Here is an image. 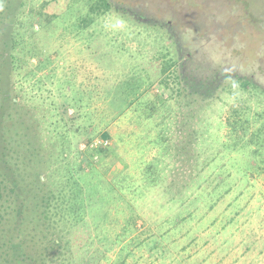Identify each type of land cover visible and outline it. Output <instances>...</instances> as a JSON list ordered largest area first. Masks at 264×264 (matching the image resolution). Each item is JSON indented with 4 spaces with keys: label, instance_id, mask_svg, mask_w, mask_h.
<instances>
[{
    "label": "rangeland",
    "instance_id": "1",
    "mask_svg": "<svg viewBox=\"0 0 264 264\" xmlns=\"http://www.w3.org/2000/svg\"><path fill=\"white\" fill-rule=\"evenodd\" d=\"M92 1L17 16L10 144L33 156L18 155L24 220L0 228L26 256L0 247V264H264V95L239 80L264 88V0H109L87 17ZM72 183L81 211L58 197L39 219V189Z\"/></svg>",
    "mask_w": 264,
    "mask_h": 264
},
{
    "label": "trees",
    "instance_id": "2",
    "mask_svg": "<svg viewBox=\"0 0 264 264\" xmlns=\"http://www.w3.org/2000/svg\"><path fill=\"white\" fill-rule=\"evenodd\" d=\"M23 1L24 0H0V228L4 225L3 223L6 219L5 215H8L7 213H11L12 217L15 215L16 225H18L19 222H23L24 220L23 218L26 202L23 196V177L19 172L16 171H19L18 169L20 168V160L23 164L27 163L28 165H31V157L33 156V153L31 154V152L29 154L31 157L28 156V158L25 156V152H23V154L17 153L16 156L14 155L10 143L13 141V139H15V144L22 147V139H24L25 133L22 132L19 121H9L8 116L11 105L13 106L17 104L16 94L10 92L11 88L9 74L12 73L13 70L18 69V67L20 68V65L18 66L16 60L18 56L16 49L20 45L21 41L18 29L19 19L17 16L21 6L23 5ZM111 7L112 3L109 0H93L89 5L87 17H90L94 13H106L110 11ZM84 19L86 20V18ZM239 80L242 87L247 88L250 86L254 89L259 88L261 94L264 95V88L253 83L251 78L248 79L240 77ZM6 120L8 121L5 122ZM245 132L241 133L240 136L244 137ZM103 136L106 137V134H103ZM252 137L257 138L260 141L264 140V132L260 134L254 132L251 134L250 139ZM26 150H30L29 147H26ZM255 151L257 150L255 149L253 151L254 154L256 153ZM18 155L19 157L20 155L23 157L19 160V162ZM81 169L82 168H80V170ZM30 178L34 183L39 182L40 184L44 185V180L40 176H38L37 179H34L32 176H30ZM66 179L69 178L66 177ZM39 190H41L37 203L38 207L41 209L40 216H38L39 219L45 220L50 217V213L53 212V205L50 204L51 200L54 199L56 201L58 197L59 200L57 209L62 210L65 207L68 211H81L80 204L83 199L81 196L82 189L77 187L75 183L68 185V187L65 184L61 185L57 189L58 194H54L55 198L54 195L50 196L49 192H45L50 191L49 189L43 190L40 188ZM67 192L72 193V195L69 196L66 202L60 196L66 197ZM51 193L54 192L51 191ZM180 221L181 220H179V222ZM13 236H10L6 241L1 242L0 247H6L8 251L11 250L14 254V260L24 261L26 254H23V252H21L22 254L20 253V251H22L21 246L23 241L20 237V228L18 231L19 240L16 241L15 239H12ZM47 241L48 243L44 248L48 252L53 251L54 247L60 246L61 242L60 239H53L52 237H47ZM41 259V264H49L46 262L45 257H42ZM115 264H125V261L118 260Z\"/></svg>",
    "mask_w": 264,
    "mask_h": 264
}]
</instances>
